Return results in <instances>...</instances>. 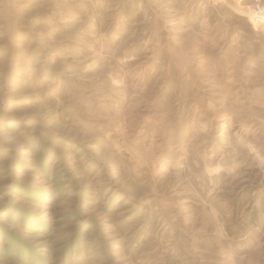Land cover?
Returning <instances> with one entry per match:
<instances>
[{
  "label": "rangeland",
  "instance_id": "374dc122",
  "mask_svg": "<svg viewBox=\"0 0 264 264\" xmlns=\"http://www.w3.org/2000/svg\"><path fill=\"white\" fill-rule=\"evenodd\" d=\"M234 1L221 118L213 74L164 83L214 0H0V264H264V30ZM182 87L199 137L134 136Z\"/></svg>",
  "mask_w": 264,
  "mask_h": 264
},
{
  "label": "crops",
  "instance_id": "0c3cea01",
  "mask_svg": "<svg viewBox=\"0 0 264 264\" xmlns=\"http://www.w3.org/2000/svg\"><path fill=\"white\" fill-rule=\"evenodd\" d=\"M228 1L230 4H236L234 0ZM244 1L245 0H240L239 2L237 1V3L240 4ZM229 3H201L203 9V17L202 21L200 22V27L202 29L203 27L205 29H211L212 33H209V35L206 34L205 36L200 35L202 37V42H199V44H197L195 50H193L192 47H189V49H186V51H182L181 53L167 54L168 59L174 61L170 64L177 69V72L170 73L169 79L164 82L166 84L171 82V77L173 76H177L182 80H187L189 74L192 75L191 70H198L199 73L202 74H213V87L216 88L218 91V94L215 91L214 94L218 95L215 97V99L219 101L218 104L221 112V118L223 93H221V90L223 87H221L220 73L223 74L226 72L225 56L228 53L230 54V52H233L235 48L239 49L238 47L241 36L237 22L233 21L234 16H224L222 13H219L217 11L220 10V8L224 9V7L230 8ZM207 8L215 9V16L211 21H209L207 17H205V10ZM257 27L258 30H264V23ZM257 27H251V30L255 31ZM184 39H188V36H184ZM169 67H167L166 71L170 69ZM210 87L211 85H209V88ZM202 89L203 87L195 89L191 94H187L185 93L186 88L182 87L183 91H181L180 94L181 96H183V98L181 99L179 105H174L173 118L169 121L167 120L165 110L160 109L163 107L164 103L157 104V101L156 105L153 104L150 108L145 105V107L141 109V117L139 118V121L133 124V126H135L133 130L134 132H136L134 136H136L137 138H139L140 136H146L149 140H155V142H160L159 144H162V147L165 142H169V139H192L194 137H199V132L201 131H184V133H182V126L192 125L196 122V119L199 120L202 117L205 118L206 109H204V104H206L207 101V106H210L211 98L210 95L207 93L205 94ZM225 100L226 98H224V101ZM220 122H223V119H220ZM222 132L223 131H221V133ZM186 149L187 148H185V150ZM175 150H180V152H182L183 148ZM140 151L135 152L137 157L140 156ZM157 155L159 158L164 156L161 152L157 153ZM165 163L166 162L164 159L163 161L158 160L157 162H155L154 165H152V168H147V170H149L152 174L155 173V171H163L162 169H164L166 165ZM155 200H157L160 204H163L166 203L168 199L165 200L162 196H157Z\"/></svg>",
  "mask_w": 264,
  "mask_h": 264
},
{
  "label": "built area",
  "instance_id": "2783aa9c",
  "mask_svg": "<svg viewBox=\"0 0 264 264\" xmlns=\"http://www.w3.org/2000/svg\"><path fill=\"white\" fill-rule=\"evenodd\" d=\"M214 2L221 3L224 0H214ZM249 11L254 14L256 17V25L259 26L264 23V2L263 0H250ZM151 158H154L155 155L150 154Z\"/></svg>",
  "mask_w": 264,
  "mask_h": 264
}]
</instances>
